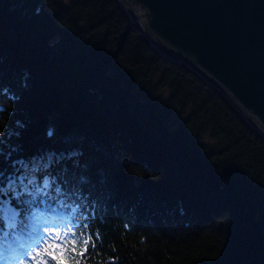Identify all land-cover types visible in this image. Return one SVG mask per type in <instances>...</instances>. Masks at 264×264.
<instances>
[{"label": "trees", "instance_id": "trees-1", "mask_svg": "<svg viewBox=\"0 0 264 264\" xmlns=\"http://www.w3.org/2000/svg\"><path fill=\"white\" fill-rule=\"evenodd\" d=\"M3 88L0 150L18 151L0 155V169L59 153L72 134L81 168L62 161L47 171L63 183L87 164L92 183L66 245L37 254L28 233L0 237L9 257L0 264H264V137L219 88L155 49L119 0H0ZM37 192L5 193L0 211L45 238L68 231L43 227L71 217L53 215ZM88 236L86 250L71 243Z\"/></svg>", "mask_w": 264, "mask_h": 264}, {"label": "water", "instance_id": "water-1", "mask_svg": "<svg viewBox=\"0 0 264 264\" xmlns=\"http://www.w3.org/2000/svg\"><path fill=\"white\" fill-rule=\"evenodd\" d=\"M164 56L219 88L264 137V0H119Z\"/></svg>", "mask_w": 264, "mask_h": 264}, {"label": "snow or ice", "instance_id": "snow-or-ice-1", "mask_svg": "<svg viewBox=\"0 0 264 264\" xmlns=\"http://www.w3.org/2000/svg\"><path fill=\"white\" fill-rule=\"evenodd\" d=\"M27 75L22 77L21 87H28ZM0 94H9L7 88L0 89ZM15 99V96H12ZM3 109H0L2 111ZM17 127L23 128L24 125L17 121ZM7 135L10 137L12 135H19V133L9 131ZM45 135L48 139H52L56 135V129L53 125H49L46 128ZM82 139V138H81ZM6 143V141L0 140V144ZM61 143L65 145L59 153L49 151L44 155H40L32 158V160L24 161L18 160L11 165V171L5 169H0V208H3L5 193L12 196L14 192L22 193V197H28L31 200L33 195H38L37 190L46 192L47 196L43 197L48 202L49 211L53 215H63L70 216L68 223L61 222L60 224H45V228H68L69 224L76 223V217L84 212L87 207L86 197L83 194L84 185L91 184L92 179L88 172V165H83L82 170L79 173H72V179H65L63 183H60L59 176L53 175L47 171L51 168L53 164H58L62 161H72L73 167L80 169V157L83 155L81 146L78 142V138L72 134L65 135L61 137ZM11 151H18L17 148H11ZM10 152L5 154L0 150V155H10ZM16 164H19L23 169L22 175H17ZM44 170V175L41 176L40 172ZM61 173L67 177L69 169L65 166L60 170ZM96 184L104 185L107 182V177L102 169H98L95 172ZM51 197L49 200L48 198ZM54 210V211H53ZM87 225H84L86 228ZM26 233L29 234L30 239L33 241L32 248L36 250L38 254L41 250L45 249L48 245L55 244L57 247H63L68 241V237L71 235L76 236V233L68 228V231L52 233L49 232L47 238L45 234L40 231L39 227H36L34 231L30 230V226L21 216H17L15 212H9L7 216L3 211H0V237L3 238L4 242L12 240L16 235L24 236ZM99 239V237H96ZM92 240L91 236L82 239H73L71 243L75 245L82 244L87 249L89 241ZM23 246V245H22ZM92 247L95 248V243H92ZM31 250V249H29ZM23 258L28 260L27 254L22 253ZM70 258V257H69ZM0 259H9V257L4 256ZM11 259H16V257H11ZM43 259V258H42ZM31 264V261H29ZM43 264H50L47 259H43Z\"/></svg>", "mask_w": 264, "mask_h": 264}, {"label": "bare ground", "instance_id": "bare-ground-1", "mask_svg": "<svg viewBox=\"0 0 264 264\" xmlns=\"http://www.w3.org/2000/svg\"><path fill=\"white\" fill-rule=\"evenodd\" d=\"M50 198V197H49ZM48 212V211H47ZM50 213V212H49ZM46 214V213H45Z\"/></svg>", "mask_w": 264, "mask_h": 264}]
</instances>
